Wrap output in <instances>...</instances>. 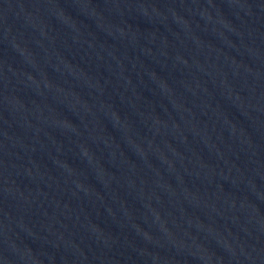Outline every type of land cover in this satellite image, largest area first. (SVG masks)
I'll return each mask as SVG.
<instances>
[{"label":"water","instance_id":"95a60500","mask_svg":"<svg viewBox=\"0 0 264 264\" xmlns=\"http://www.w3.org/2000/svg\"><path fill=\"white\" fill-rule=\"evenodd\" d=\"M0 264H264V0H0Z\"/></svg>","mask_w":264,"mask_h":264}]
</instances>
